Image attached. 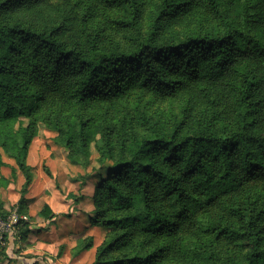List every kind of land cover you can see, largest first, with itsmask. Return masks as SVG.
Returning <instances> with one entry per match:
<instances>
[{
  "label": "trees",
  "instance_id": "1",
  "mask_svg": "<svg viewBox=\"0 0 264 264\" xmlns=\"http://www.w3.org/2000/svg\"><path fill=\"white\" fill-rule=\"evenodd\" d=\"M48 1L0 0V169L13 158L25 192L42 121L69 160L99 164L77 179L98 180L89 219L109 228L91 264H264V0H159L146 29L139 0H100L123 8L110 23L125 45L94 29L65 37ZM193 13L214 27L166 29ZM145 89L182 92L169 130L131 104ZM30 229L19 220L5 239Z\"/></svg>",
  "mask_w": 264,
  "mask_h": 264
},
{
  "label": "rangeland",
  "instance_id": "2",
  "mask_svg": "<svg viewBox=\"0 0 264 264\" xmlns=\"http://www.w3.org/2000/svg\"><path fill=\"white\" fill-rule=\"evenodd\" d=\"M50 22L63 26V35L69 37L80 35L84 29L100 30L101 34L111 41L125 45V33L110 23V19L123 13V8L109 5L100 0H49ZM140 22L146 29L153 18L159 0H139ZM88 4L91 8L87 10ZM214 19L203 14H190L166 29L182 36L192 30L210 29L214 27ZM183 94L173 97H160L150 90H134L130 100L137 105L159 127L167 131L174 119L180 115ZM92 107H95L92 106ZM93 108H89L91 111ZM26 126L28 118H21ZM93 155L95 149L90 147ZM7 163L0 169L4 177L0 180V202L2 209L9 215L19 207V199L23 196L24 215L31 227L25 237H18L15 242L5 239L0 243V264H91L97 253V248L107 238L109 228L93 224L89 215L94 209V186L98 181L91 178L80 185L78 175L89 172L98 163L84 168L67 157L64 148L53 141L52 132L42 121L37 122L35 135L30 139L26 165L31 173V181L25 192V176L18 168L15 160L2 153ZM109 163V162H108ZM107 163V164H108ZM12 169L14 172H12ZM0 175V176H1ZM47 203L52 212L60 214L47 224L40 214L42 206ZM16 229V228H15ZM88 238L91 246L83 248ZM81 240H83L81 242ZM164 261L156 264H177Z\"/></svg>",
  "mask_w": 264,
  "mask_h": 264
},
{
  "label": "built area",
  "instance_id": "3",
  "mask_svg": "<svg viewBox=\"0 0 264 264\" xmlns=\"http://www.w3.org/2000/svg\"><path fill=\"white\" fill-rule=\"evenodd\" d=\"M24 215H18L17 209H13L12 212L7 215L6 218L0 217V243L4 244L5 236L9 233L16 232V224L19 220H26Z\"/></svg>",
  "mask_w": 264,
  "mask_h": 264
}]
</instances>
